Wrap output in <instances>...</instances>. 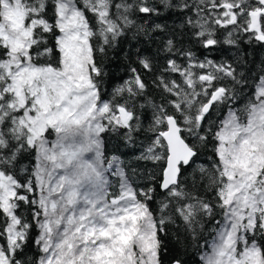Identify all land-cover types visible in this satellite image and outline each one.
<instances>
[{
  "label": "snow or ice",
  "instance_id": "obj_1",
  "mask_svg": "<svg viewBox=\"0 0 264 264\" xmlns=\"http://www.w3.org/2000/svg\"><path fill=\"white\" fill-rule=\"evenodd\" d=\"M132 40L105 99L98 54ZM256 48L264 0H0V264H164L169 225L199 264H264Z\"/></svg>",
  "mask_w": 264,
  "mask_h": 264
},
{
  "label": "trees",
  "instance_id": "obj_2",
  "mask_svg": "<svg viewBox=\"0 0 264 264\" xmlns=\"http://www.w3.org/2000/svg\"><path fill=\"white\" fill-rule=\"evenodd\" d=\"M167 22L169 24L172 23L171 20H168ZM177 23H179V21H177ZM128 35L129 37L131 36L130 33ZM138 47L139 45H136L134 40H132L131 43L124 41L117 46L116 50H110L106 57H101L98 54V60H102L106 66L105 70H106L107 75L105 77V83L103 85L104 92H105V99L109 97L112 91V88L114 86L121 83L124 79L127 78L128 73H127L126 66L128 64V60L126 59L125 54L128 52H131L134 54ZM223 47L228 49V51L223 54L225 57L234 55L233 50L230 49L227 45H224ZM155 48H156L155 44L150 46V51L152 52L153 55H155ZM248 50L251 51V48H249ZM197 55L200 56L201 59H203V55L201 53H197ZM208 55H210L211 58H214L217 60L221 58V53L219 52H213ZM163 56L164 54L161 53V56L157 58L155 72H152V73L144 72L143 73L144 80L146 84L148 85L146 89L147 95L155 99L157 102H159V93L156 90L155 85L153 84V79L156 75H159L160 69L163 68V65H164ZM134 58L135 56L133 55V59ZM249 59L255 60L256 63L255 65H252V64L246 65V68H251L253 72H256L258 70L260 60L264 59V49L256 48V50L252 52V54L250 55ZM241 71H244V69H242ZM106 139H108V145L110 148H113L116 146L115 139H111V138H106ZM120 151L128 152V155L124 156L123 159L126 163H130L132 168H135L137 170L138 174L142 175L143 173L151 170L152 168L151 164L145 165V162L143 161L137 162L135 160V156L131 152H129L128 149L121 147ZM136 155H138V153H136ZM210 155H211L210 150L206 152H202V155L197 159V164H205V165L208 164L209 162L208 158ZM188 171H190V169ZM134 179H137L138 183H143V180H140L138 177H134ZM152 207L155 208L156 204L153 203ZM211 227H212L211 225H208V227L205 229L204 239L211 238L208 235V229H210ZM175 235H176V227L174 225H169L168 234L166 236L162 234V239L164 240L167 246V249H168L167 255L163 257L164 264H168L169 258L172 255H180L182 258L185 259L186 264H199V258H200L201 252H196L194 248H189L187 252H185L183 245H180L179 247L176 245L175 239H174ZM181 236H183V233H181ZM204 239H201L199 241L201 245H203ZM201 251H204V249H202Z\"/></svg>",
  "mask_w": 264,
  "mask_h": 264
}]
</instances>
